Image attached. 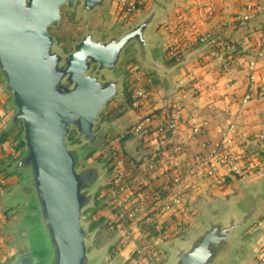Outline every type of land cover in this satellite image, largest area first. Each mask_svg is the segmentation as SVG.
<instances>
[{
    "label": "crops",
    "instance_id": "1",
    "mask_svg": "<svg viewBox=\"0 0 264 264\" xmlns=\"http://www.w3.org/2000/svg\"><path fill=\"white\" fill-rule=\"evenodd\" d=\"M108 2L107 14L94 13L109 17L116 8V19L124 30L118 27L107 36L91 30L104 39L128 30L158 0ZM149 37L155 59L167 71L162 74L145 67L135 46L126 51L118 72L124 77L123 93L101 115V125L118 128L103 133L101 149L87 159L102 163L105 171L100 195L95 197L104 204L92 213L95 236L89 248L91 257L103 255L101 264H165L171 259L172 246L187 245L207 216L238 204L251 205L264 194V155L251 157L249 164L241 158L250 136L264 131V45L260 43L264 0H165ZM138 87L151 92V104L138 108L132 104V92ZM246 95L251 100L244 103ZM177 111L181 122L176 139L160 135L156 128L135 130L139 118ZM117 113L121 114L112 120L104 118ZM199 125L205 131L195 135L193 127ZM176 142L184 145V153L172 151ZM229 151L238 153L242 169L253 172L229 173ZM119 163L123 191L110 182ZM212 166L225 176L223 184L207 177L206 170ZM1 195L0 264H12L27 246L18 243L8 229L22 218L27 204L5 205ZM133 210L134 218L121 217ZM100 224L103 231L97 230ZM235 240L242 244L241 254L226 264H255L264 252V201Z\"/></svg>",
    "mask_w": 264,
    "mask_h": 264
},
{
    "label": "water",
    "instance_id": "2",
    "mask_svg": "<svg viewBox=\"0 0 264 264\" xmlns=\"http://www.w3.org/2000/svg\"><path fill=\"white\" fill-rule=\"evenodd\" d=\"M109 0H0V78L11 94L8 109L15 110L9 127L22 123L25 149L11 171L25 174V182L9 194V202L27 204L22 218L8 230L27 246L12 264H101L91 257L95 232L83 216L104 181V165L84 166L102 147L100 136L118 125H101L106 106L120 98L124 77L119 68L126 51L136 47L145 67L164 73L149 37L165 0L122 34L103 38L97 32L82 35L69 54L56 49L49 29L57 27L62 9L86 16L96 10L107 14ZM76 132L81 143L72 147ZM84 166V167H83ZM264 194L251 205L238 204L204 226L188 244H174L165 264H226L240 256L236 234L255 218Z\"/></svg>",
    "mask_w": 264,
    "mask_h": 264
},
{
    "label": "rangeland",
    "instance_id": "3",
    "mask_svg": "<svg viewBox=\"0 0 264 264\" xmlns=\"http://www.w3.org/2000/svg\"><path fill=\"white\" fill-rule=\"evenodd\" d=\"M80 6L81 2H78L76 7L71 10L64 7L62 9L60 24L57 27L49 29L50 33L56 38V49L64 54H69L73 50L74 45L81 40L82 35L88 31L97 30L100 34L107 36L118 27L124 30L119 20L116 19V8H113L111 16L104 17L99 13L86 16L84 13L80 12ZM10 98L11 94L3 91V82L0 78V193H2V200L6 202L5 205L10 203L9 194L16 186L22 185L25 182L24 173L20 171H11L14 163L21 157L25 149V142L22 139V123L15 125L13 128L9 127L10 119L15 112V110L8 109ZM69 143L72 147H76L81 143V141L77 139L76 132H72L70 135ZM11 146H14L12 154L10 153ZM92 162V160H87L84 166L92 164ZM96 195H100L99 190ZM94 201L93 205L85 210L83 216L84 223L90 230L92 213L95 214L97 209L100 208L99 205L104 204L98 197ZM9 212L13 211L10 210ZM17 213H19V211H17ZM8 217L10 218V216ZM102 226V224L97 226V230L103 231ZM101 239H99L98 244H101Z\"/></svg>",
    "mask_w": 264,
    "mask_h": 264
},
{
    "label": "built area",
    "instance_id": "4",
    "mask_svg": "<svg viewBox=\"0 0 264 264\" xmlns=\"http://www.w3.org/2000/svg\"><path fill=\"white\" fill-rule=\"evenodd\" d=\"M261 45H264V38L261 40ZM260 50H263L261 48ZM261 54V53H260ZM252 66V65H251ZM252 69L254 67L252 66ZM151 92L142 87L134 88L132 92V104L135 107H143L145 105L151 104ZM251 100V95H246L243 99V102L246 103ZM181 122V115L180 111H177L175 115L167 116L165 114H156L155 112L151 113L150 115L144 116L139 118L138 123L136 124V132H140L143 130H148L151 128H156L160 135L168 136L169 139L177 138L179 134V126ZM205 131L204 126H194L193 132L195 135L203 134ZM246 149L242 153V159L244 160L245 157H254L256 155L262 156L264 155V131L256 132L250 136V138L246 141ZM172 151L175 154H181L185 152V147L180 142H176L172 148ZM239 155L235 152H227L226 153V168L229 173L234 175H242V174H249L253 172V169L244 170L238 165ZM208 168V167H207ZM122 163H119V167L113 172L111 178V184L117 188L119 191H123L124 184H123V171ZM207 177L214 182L215 184H223L225 181V176L221 175L217 168L214 166L209 167L206 170ZM126 215L130 217H135V211H130L128 214L124 211L121 214V217L124 218ZM255 264H264V252H260L258 255L257 262Z\"/></svg>",
    "mask_w": 264,
    "mask_h": 264
},
{
    "label": "trees",
    "instance_id": "5",
    "mask_svg": "<svg viewBox=\"0 0 264 264\" xmlns=\"http://www.w3.org/2000/svg\"><path fill=\"white\" fill-rule=\"evenodd\" d=\"M120 114H121V113H117V114H115V115H113V116H110V115H104V114H103V115H104V118H107V119H109V120H112V119L118 117ZM244 161H245L246 164H249V163H251V162L253 161V158L245 157V158H244Z\"/></svg>",
    "mask_w": 264,
    "mask_h": 264
}]
</instances>
